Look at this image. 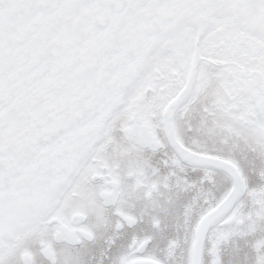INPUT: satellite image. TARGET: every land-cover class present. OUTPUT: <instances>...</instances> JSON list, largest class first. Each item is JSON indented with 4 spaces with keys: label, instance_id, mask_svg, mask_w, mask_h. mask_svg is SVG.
<instances>
[{
    "label": "snow or ice",
    "instance_id": "obj_1",
    "mask_svg": "<svg viewBox=\"0 0 264 264\" xmlns=\"http://www.w3.org/2000/svg\"><path fill=\"white\" fill-rule=\"evenodd\" d=\"M0 264H264V0H0Z\"/></svg>",
    "mask_w": 264,
    "mask_h": 264
}]
</instances>
